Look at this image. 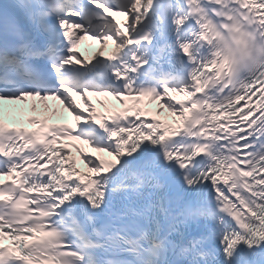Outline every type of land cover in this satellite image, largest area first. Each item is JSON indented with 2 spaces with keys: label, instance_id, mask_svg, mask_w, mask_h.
Returning <instances> with one entry per match:
<instances>
[{
  "label": "snow or ice",
  "instance_id": "6c2138e0",
  "mask_svg": "<svg viewBox=\"0 0 264 264\" xmlns=\"http://www.w3.org/2000/svg\"><path fill=\"white\" fill-rule=\"evenodd\" d=\"M262 89L264 0H0V264H264Z\"/></svg>",
  "mask_w": 264,
  "mask_h": 264
},
{
  "label": "bare ground",
  "instance_id": "6f19581e",
  "mask_svg": "<svg viewBox=\"0 0 264 264\" xmlns=\"http://www.w3.org/2000/svg\"><path fill=\"white\" fill-rule=\"evenodd\" d=\"M86 40H88L87 42L89 43L90 41H93V38L92 36L90 37H86ZM110 42H114L112 40H109L107 42V45H105L103 42L100 41L98 47H97V51L98 52H102L104 49H106L108 47V43ZM113 49H115V45L112 46ZM98 97V101H96L95 98H93L91 96V94H89L88 96V99L91 101L92 104H94L95 106H105V105H108L110 104L111 100H114L115 98L114 97H111V96H97ZM179 98V97H178ZM104 102L103 104L101 102ZM77 102L80 106L81 109L83 108H87V104L85 103V101L77 96ZM37 104V111L38 112H46V114H49L50 116L54 117V118H67V117H70V118H73L71 113H69L68 111H66L64 108H60L59 110V113L57 115H52L53 112H50V111H47V109L44 108V103L41 102V101H37L35 102ZM163 103V101H157V102H154L155 106L158 107L159 104ZM56 111V110H55ZM54 111V112H55ZM162 115H165V116H171V114L168 113V110L167 108L164 109L163 113H160ZM84 151L86 154H93L94 151L92 149H90L87 145L84 146ZM96 155H100V153H95ZM88 166V165H87ZM85 166V168H89Z\"/></svg>",
  "mask_w": 264,
  "mask_h": 264
}]
</instances>
